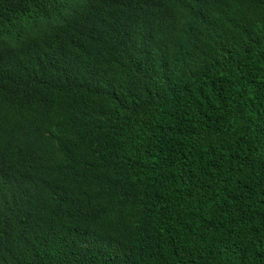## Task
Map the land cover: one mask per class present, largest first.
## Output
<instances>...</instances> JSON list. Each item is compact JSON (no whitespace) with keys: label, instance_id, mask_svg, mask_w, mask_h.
I'll return each instance as SVG.
<instances>
[{"label":"trees","instance_id":"16d2710c","mask_svg":"<svg viewBox=\"0 0 264 264\" xmlns=\"http://www.w3.org/2000/svg\"><path fill=\"white\" fill-rule=\"evenodd\" d=\"M0 264H264V0H0Z\"/></svg>","mask_w":264,"mask_h":264}]
</instances>
